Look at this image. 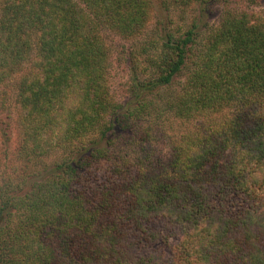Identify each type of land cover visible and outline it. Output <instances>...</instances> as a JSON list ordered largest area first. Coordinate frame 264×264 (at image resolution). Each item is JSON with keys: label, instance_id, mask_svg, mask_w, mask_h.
<instances>
[{"label": "trees", "instance_id": "obj_1", "mask_svg": "<svg viewBox=\"0 0 264 264\" xmlns=\"http://www.w3.org/2000/svg\"><path fill=\"white\" fill-rule=\"evenodd\" d=\"M171 1L197 17L145 38L152 72L133 64L115 103L107 37L142 39L153 0H0L18 136L0 161V264H264V4L208 26L217 0Z\"/></svg>", "mask_w": 264, "mask_h": 264}, {"label": "rangeland", "instance_id": "obj_2", "mask_svg": "<svg viewBox=\"0 0 264 264\" xmlns=\"http://www.w3.org/2000/svg\"><path fill=\"white\" fill-rule=\"evenodd\" d=\"M153 2L155 5L152 9V18L142 39L134 42L112 34L107 37V42L112 46L113 51L108 82L111 98L115 103H124L130 97L131 77L134 73L133 64L136 66V74L141 78L152 72L149 63L146 61L148 52H145L143 47L145 38H152L154 31L161 27L175 33L183 31L190 26L198 14L197 3L183 6L172 4L171 0H153ZM225 4L235 10H245L258 15L262 10L264 0H258L255 3L249 0H217L209 8V16L205 21L208 26L218 23ZM14 93V90H11L7 96L5 107H0V161L2 164L13 157L18 144ZM147 125H149V122L144 121L143 127ZM165 125L163 128L164 133L157 132L159 137L158 140H155L161 154L168 150V137L176 135L185 126L178 120L166 121ZM154 126L158 127L155 124Z\"/></svg>", "mask_w": 264, "mask_h": 264}]
</instances>
